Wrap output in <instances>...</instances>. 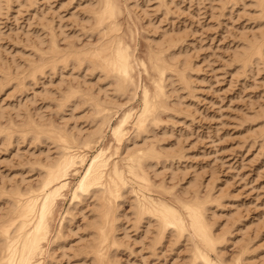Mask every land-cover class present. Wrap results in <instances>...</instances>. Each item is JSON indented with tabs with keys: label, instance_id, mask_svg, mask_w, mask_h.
Returning <instances> with one entry per match:
<instances>
[{
	"label": "rangeland",
	"instance_id": "374dc122",
	"mask_svg": "<svg viewBox=\"0 0 264 264\" xmlns=\"http://www.w3.org/2000/svg\"><path fill=\"white\" fill-rule=\"evenodd\" d=\"M11 1L6 4L5 0H1L0 3V68H25L29 60L37 61L34 48L45 50L50 33L56 36L59 47H64L67 42L81 47L97 41L98 35L91 34V23L87 22V11L91 7L89 0H35L37 2L29 7L21 5L23 0L20 3ZM120 2L123 8L124 3L127 4V11L125 9L119 16L121 32L130 46L135 48L139 58L145 59L149 44L159 40L164 32L181 38L176 50H180L192 63V88L188 92L177 82L174 88L168 86L166 91L170 96L169 104L172 103L170 107H176L180 97L178 112L162 114L158 127H152L153 130L150 127L147 135L136 137L135 133L130 132L128 140L122 143L124 146L121 145L119 158L113 155V159L121 160L125 147L133 149L136 144L139 147L153 143L156 147L159 145L157 148L164 147L163 150L173 148V153L179 151L178 157H182L179 159L177 153V159L170 161L173 164L169 161L164 164L154 162V166L152 162L153 172L151 168L147 169L151 181L157 185L154 184L156 190L153 189V195L163 193L158 189L162 184L180 194L182 188L186 189L192 177L198 174L196 177L200 179L197 178L199 182L195 184L198 183L200 195L214 186L212 193L221 197V205L213 206L215 215L211 219L216 222L213 225L216 233L224 230L231 232L227 235L228 241L221 246L225 259L233 261L232 264H242L237 263L235 258L246 250L243 248L245 241L244 247H248L249 251L246 260L247 257L251 260H247L248 264H264V143L255 138L253 132L262 121L257 114L260 115V108L264 109V63H260L252 72L241 74L240 71L237 74V64L232 60V52L242 44L244 38H241L259 29L260 22L253 1L168 0L169 11L159 0ZM39 40L43 44H38ZM150 76L140 67V88L133 98L129 94L118 96L115 93L116 97H113L109 81L98 78L97 72L91 73L85 68L78 70L72 66L55 74L47 72L20 92L12 85L0 86V124L8 126L12 120L18 124L31 113V116L41 115L44 120H51L63 128L67 126L69 131L76 124V128L82 130L81 136H84L92 129L87 106L79 104L73 112L71 108L57 111L56 101L68 85H76L86 78L85 83H81L82 88L88 86L94 93H100L101 97L107 90L118 106V112L110 122L113 125L127 109L138 111L141 86L150 85ZM254 114L258 116L257 120L250 122ZM144 137L147 140L142 141ZM98 141L88 154L92 155L96 149L110 144L113 148L108 129L104 130L103 138ZM0 143V187L3 190L8 188L6 191L17 187V184L21 185L20 188L36 184L40 178L36 160L44 161L46 156L53 158L57 154V148L53 145L48 142L38 144L31 138L19 141V144L13 142L9 146L2 144L1 140ZM68 181L71 185V179ZM133 194L127 190L119 199L115 227L118 246L113 250V263L188 264L189 248L184 239L176 243V238L167 233L161 245L153 250L154 225L148 227L144 220L139 229H135ZM1 195L0 215L8 207L7 200ZM63 196L56 203L53 218L55 216L56 220L58 213L62 215L68 207L70 216L64 223L62 240L52 247V264H90L89 259L85 262L77 255V250L89 239L86 227L91 219L92 201L86 198L81 204L77 202L74 205L65 191ZM71 206L74 208L71 209ZM57 224L58 219L54 226ZM147 227L150 231L144 234Z\"/></svg>",
	"mask_w": 264,
	"mask_h": 264
},
{
	"label": "bare ground",
	"instance_id": "6f19581e",
	"mask_svg": "<svg viewBox=\"0 0 264 264\" xmlns=\"http://www.w3.org/2000/svg\"><path fill=\"white\" fill-rule=\"evenodd\" d=\"M15 1L20 3L21 0ZM159 1L167 11L170 10L168 0ZM223 1L225 3H232L236 0ZM252 1L257 11L256 17L260 25L257 31L251 32L250 36L245 35L246 37H242L241 39L244 38L242 44L232 52V60L237 64L235 67L237 74L240 71L241 74H246L248 71L252 72L255 68H258L260 63H264V47H262L264 45V31H262L264 29V8L260 7V0ZM5 2L6 4L12 3L11 0H5ZM34 2L37 1L23 0L21 5L29 7L33 6ZM121 4L120 0H89L91 7L87 11V22L91 23L89 28L91 34L96 33L98 35L95 43L78 47L72 42H67L64 47H59L56 36L50 33L49 44L45 50L32 47L36 50L35 54L38 55L37 61L29 60L30 62L28 61L29 63L25 68L21 66L0 68L1 88L12 85L18 88L20 92L22 88L24 89L27 85L34 84L38 78L47 72L55 74L57 71L72 66V68H78V70L85 68L89 72L91 70V73L97 72L98 78L102 77L106 81H109L110 86L112 85L113 97L115 94L118 96L129 94L132 98L136 95L137 89L140 88V67L148 75H152L150 76V85L144 84L141 86V104L138 111L134 112L127 109L113 125L110 122L117 114L118 106L115 99L113 100L112 95L109 96L107 94V90L106 92H104L105 90L103 91V97H101L100 93H94L93 89L88 86L82 88L81 83H85L86 78L76 85H68L60 93L56 101L57 111L63 112V110L71 108L73 112V109L79 104L87 106L90 113L88 120L92 124V129L84 136H81L82 130L80 128L77 129L76 124L74 126L75 129L73 128L69 131L66 125L63 128L51 120H44L41 115H37L38 117L31 116V113L27 114L25 119L23 118L18 124L13 120L8 122V126H5L7 124L4 126L0 124V140L2 144L9 146L13 142L18 143L19 141L31 138L38 144L48 142L57 148V154L53 158L46 156L44 161H41V159L36 160L37 164L35 165L38 166L40 175L36 184H27L24 188H20L21 185L17 184V187L14 186L9 191H6L8 188L3 190L0 187V194L5 197L8 204H6L8 207H6L5 212L3 211L4 213L0 215V229L13 226L16 234L23 238L20 245L21 250H23L24 240L31 239L34 241L39 235L41 247L45 250V255L40 258L45 259L46 264L47 262H51L52 264L54 260L52 247L62 240L63 226L65 221L68 220L67 217L70 216V207H68L65 212H61L62 215L58 213L57 219L59 224H57L58 226H54V223L57 221V219L55 220V216L53 218L54 208L58 199L64 197L65 191L70 195V202L72 201L71 203L74 205L77 202L81 204V201L83 202L86 198L91 199L93 205L90 211L91 219L89 222L87 221L86 227L89 239L82 245V248L77 250V255L81 256L85 262L86 259H89L90 264H94V261L113 262V250L118 246L115 234L116 222L118 221L117 206L123 193L129 190L134 193L132 218L135 229L144 220L147 221L148 227L154 225V235L152 236L151 244L153 250H156L157 246L161 245L165 235L169 233L176 238V243L180 242L181 239H184L188 243V264H232L233 261H227L221 251V246L228 241L227 235H230L231 232L224 230L222 233H216L215 229H213V225L216 223L212 221L214 219H211L215 215L213 208L221 205V197H217L212 193L214 186L207 190L205 194H201V196L198 183L195 184L199 182L197 178L200 179V177H196L199 175L196 174L194 176V174L187 188L183 189L181 187L182 190H179L180 194L175 193L176 191L173 192V189L169 190L162 184L158 189H161L160 191L163 193L159 192V194L153 195L155 193L154 190H156L154 189L156 184L152 182L153 180L151 181L150 171L148 173L147 169L151 168L152 170H149L153 172L154 167H151L152 162L164 164L166 161H173L179 151L177 153L174 151L173 153L171 151L173 148L170 151L163 150L164 147L157 148L159 145L156 147L153 143L148 146L146 144L139 145V147L136 144L137 147L135 146L136 148L134 147L133 149L129 148L128 150V147H125V154L121 160L113 159L115 158L113 155L119 158L121 145L124 146L122 143L128 140L127 137L130 132L135 133L136 137L143 134L147 135V133L149 134L150 127H158L162 121L160 120L162 114L178 112L177 105L181 104L180 97L178 98L179 101L177 99L178 104L173 102V104H177V108L175 105L170 107L172 103L170 102L169 104L170 96L166 91L168 86L174 88L175 82H177L184 90L188 91L192 88L190 85L192 63L180 50H176L181 38L177 35L164 32L159 40L152 45L149 44L145 59L139 58L135 54V48L130 46L121 32L119 16L124 13L125 9L127 11V4L124 3V8ZM108 5H111V7H108ZM7 7L9 6L7 5ZM132 35L130 39H133ZM38 44H43V41L39 40ZM121 48L129 50L133 56V59L127 65L126 70L129 75L126 84L124 83L125 78L121 74V69L124 66L118 65L115 69H112V65L118 60L116 54ZM181 110L179 109V111ZM16 115L18 116L19 112ZM257 115L259 117H256L262 121L258 124L259 127L253 131L256 134L254 137L259 138L264 143V109L260 108V115ZM254 117L255 114L252 120L249 121H256L257 119ZM106 129L110 132V137L114 144L113 148L112 144H110L105 148L100 147L96 149L94 154H92L93 157L101 155V161L98 162L97 168L101 167L104 162L110 166L104 169L105 178L100 180L96 168H94L93 174L88 181L94 184V188L81 193L76 199H73L72 195L76 191V188L71 186L68 181L70 186L61 189L59 196L56 197L55 205H52L50 200V209L42 222L39 210L33 212V209L43 208L44 197L49 192H55L65 182L62 178L63 173L58 176L51 170L52 161L57 159L58 153H63L65 150L63 141L70 140L78 143L82 149V153L80 154H88L89 150L94 148V145L99 142L98 140L103 138L104 130ZM144 140L147 139L144 137L142 141ZM109 157L111 158L109 159ZM181 157L178 158L180 159ZM173 162L170 163L173 164ZM87 163L91 164V160H88ZM153 165L155 166V163ZM84 171L86 172L87 168H84ZM171 171H173V168ZM171 174L173 173L171 172ZM152 175L155 176V173H152ZM97 181L99 183H96ZM45 183L49 184L47 189L44 187ZM101 184L103 185L102 187L100 186ZM42 189L43 191H41ZM162 194L168 195L167 199ZM73 208L71 206V209ZM148 227L145 228L146 233L144 234L150 231H148ZM21 229H23V232H21ZM37 229H42V231L37 233ZM29 233L32 234L31 237H29ZM0 239H3V237H0ZM241 240L243 239H239V241ZM239 241H237L238 245H240ZM244 245L243 248L246 250L242 251L238 249L242 252L238 255L236 254L238 256L235 258L237 263L242 262L243 264L245 262L243 260H246V255L249 253L248 247L245 248ZM6 254L7 249L0 248V261L4 260ZM37 256L39 257V253H37ZM247 260L248 264L249 260ZM250 264L255 263L252 262Z\"/></svg>",
	"mask_w": 264,
	"mask_h": 264
},
{
	"label": "snow or ice",
	"instance_id": "6c2138e0",
	"mask_svg": "<svg viewBox=\"0 0 264 264\" xmlns=\"http://www.w3.org/2000/svg\"><path fill=\"white\" fill-rule=\"evenodd\" d=\"M108 7H111V5H108ZM260 7L264 8V0H260ZM262 31H264V29H262ZM262 47H264V45H262ZM116 55L118 60L112 65V69H115L118 65L124 66L121 69V74L124 76V83L126 84L129 75L126 69L129 61L133 59V56L129 50H124L123 48H121ZM63 143L65 144V150L63 153H58L57 159L52 161L51 170L58 176L63 173L62 178L65 182L62 183L55 192H49V194L44 197L43 208L33 209V212L39 210L42 222L50 209V200L51 204L55 205L56 197L59 196L61 189L70 186L68 183L69 179H71L72 182L71 186L76 188V191L72 193L73 199H76L81 193L94 188V184L88 182L93 174L94 168H96L100 180H103L105 178L104 169L110 167L104 162L101 167L97 168L98 162L101 161V155L93 157L91 154H80L82 153V149L78 143L70 140H64ZM110 158L111 157H109V159ZM88 160H91V164L87 163ZM84 168H87L86 172ZM96 183H99V181ZM100 186L102 187L103 185L101 184ZM44 187L47 189L49 184L45 183ZM41 191H43V189ZM13 224H15V222H13ZM173 227H175V225H173ZM40 231H42V229H37V233ZM21 232H23V229H21ZM31 236L32 234L29 233V237ZM0 237H3V239H0V248L7 249V254L4 260L0 261V264H46L45 259L40 258L45 255V250L41 247L39 235L34 241L31 239L24 240L23 250H21L20 247L23 238L16 234L13 226L0 229ZM37 253H39V257ZM47 264H51V262H47ZM94 264H113V262L94 261Z\"/></svg>",
	"mask_w": 264,
	"mask_h": 264
}]
</instances>
